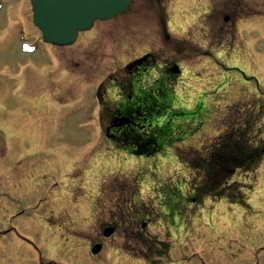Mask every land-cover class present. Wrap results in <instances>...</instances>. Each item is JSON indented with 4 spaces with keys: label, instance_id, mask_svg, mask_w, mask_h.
Segmentation results:
<instances>
[{
    "label": "rangeland",
    "instance_id": "1",
    "mask_svg": "<svg viewBox=\"0 0 264 264\" xmlns=\"http://www.w3.org/2000/svg\"><path fill=\"white\" fill-rule=\"evenodd\" d=\"M134 5L132 4V7ZM8 6L0 13V103H6L5 108L4 105H0V153L4 154L6 151L5 140L8 135L12 136L9 142L10 147H12L15 138L19 137L25 138L26 146L36 145L37 140H40L43 142L44 148L36 147L33 150L34 153L32 152L35 154L33 159L41 166L46 160L45 157L54 158L50 162H54L56 168L53 170L55 175L41 178L38 187L28 186V175L17 174L12 167L5 164V159L0 160L1 172H8L10 191L25 203L26 212L32 213L33 209L27 204L38 200V195H35L39 187L43 188V197L46 196L44 192L55 181H59L60 167L61 169L66 167L65 160L72 156L73 162L70 165L71 168L64 171L65 175H69L63 181V186H66V189L64 192L59 191V195L55 197L54 205L45 211L43 209L37 211L34 215L35 218H32V213V215H27L28 217L15 222L19 231L24 232L32 239L39 249L34 250L31 243H25L19 240L15 234H10L0 239V264H6L1 261L2 253L5 254L9 264H18L15 263L17 256H22L24 260H27V262L19 264H41V260H55L59 264H146L144 260H138L136 256L138 253H142L143 248L149 250L151 247H139L131 237L123 239L124 246L119 245L117 248L115 244L122 239L116 235V239H110L105 248L108 253L104 252L99 256H93L90 253L89 238L85 233L90 236L94 235L95 240L101 236L99 230L105 220L102 211V199L105 197L102 196V193L106 189L105 194L108 199L106 203L108 204H114L120 200L122 204L130 208L135 201L138 206L135 205L142 210V215L145 218L149 211L157 206L159 203L157 199L165 189L177 186L184 188L186 193L191 191L194 185L197 189L196 186L200 184L201 176L197 175L191 163L190 167H186L181 163V160L187 158L193 160V156H199V152H207V148L213 145L212 140L215 132L221 129L223 132L225 126L232 122V114L239 113L244 116L243 113L246 111L247 113L255 112L254 127L251 131V127L248 128L247 139L249 142L243 141L246 146H249V143L258 146L261 139L264 138V95H262L264 92V41L249 42L244 51L248 56L243 55L242 58H238L239 53L226 59L218 55L220 57L218 65H214L213 54L209 58L210 53L204 55L196 53L189 59H185L182 54H179L180 59L177 64L182 68V74L180 73L181 76L178 77L174 87L176 102L192 106L197 98L204 99L207 110H205L203 123L199 124V130L189 135L185 142L169 147L162 155L136 158L128 156L125 151H119L116 145L115 149L110 148L103 129L100 126L96 127L94 121L91 123L86 121L89 105L87 98L90 96L92 85L88 83L87 73H83V70L86 72L88 66L99 62L95 65L90 76L95 77L102 70L110 72L128 59L144 52L143 50L148 46L144 44L145 47L141 50L139 48L142 47L137 46V43L134 42L106 43L102 42L105 39L102 34L96 38L87 34L79 42L57 48L55 54L61 60L62 69L55 70V72L61 71L62 74L55 80L45 74L41 84L36 85L40 89L39 92H35L33 98L36 101L38 95L48 93L45 102L49 103V95L59 99L72 93L76 95L72 102L76 103L71 106L76 107L80 104V107L79 109L75 108L74 112L70 110V106L59 104L49 106L52 105L51 103L45 105V102L41 103L43 100L41 97L38 98L40 102H38V110L42 114L40 116L38 110L33 109L36 106L23 107V92L15 88V77L22 74V64L28 56L32 55L24 52L23 44L32 42L33 37H39L41 32L32 23L31 14L33 15V13L29 0H12ZM172 11H175L176 16L179 15L180 11L177 9ZM114 20L115 18L110 22ZM118 20L119 18L116 21ZM254 32L261 37V34ZM181 43H173V56L177 55V50L182 46ZM207 46H209L208 43L205 47L207 48ZM43 49L48 55L51 47L45 45ZM211 49L214 51L216 48L211 47ZM125 51H128L129 54H125ZM239 52L243 53V51ZM227 54H229L228 51ZM67 55L78 60L79 68L73 73L64 68ZM250 55L252 57H249ZM238 61H243V65L237 64ZM102 62L103 67L100 68ZM212 63L213 65L209 66ZM216 73H220L221 81H225L228 88L239 86L238 79L245 85L252 83L254 88L238 87L231 90L224 89L223 92L218 90V93H215L219 81H212H214ZM33 78L35 81L38 80L36 76ZM205 79L211 83L206 85ZM6 80L7 82H5ZM7 87L10 89L6 90ZM26 91L28 92V90ZM254 91H257L259 96ZM202 94L204 97L201 96ZM113 95L114 93H111V96ZM240 99L246 101L249 106L247 109L231 105L233 103L236 105ZM23 119H38L41 126L31 123L37 128L33 130V127H30L31 130L27 132L24 125L27 123H24ZM233 120L235 119L233 118ZM119 153L125 154H121L123 156L120 157L125 160L122 161L124 166L118 165ZM105 155L112 161L104 162V166L99 168L100 163L97 158ZM14 159H16V155H14ZM20 159L21 156H19V161ZM258 161L261 162V160ZM44 168L45 171L42 170V172L45 174L51 170L45 166ZM249 171L239 170L237 173H231L225 177L229 181L225 182L223 187L224 179L219 180L221 175L214 177L215 184H218L217 191H231L235 195L222 194L214 200L211 197L205 199L200 194L196 203L193 200H188L184 213L181 217L178 216V226L180 227H174V232H170L171 237L168 234L159 235V239L170 241V245L173 244V246L169 245L170 263L168 264H264V157L256 173ZM48 174L51 176V171ZM100 181L103 183L104 190L101 194H99L100 184H98ZM68 185H72L71 191L68 190ZM76 185H82V187L88 185L89 188L88 192L86 189L78 191L83 193V196L87 194L88 211H84L83 216L92 214L87 223L81 221L74 214L73 205L75 203L67 201L70 198L83 197L73 194L77 188ZM244 191L246 194L242 195L241 192ZM199 193L200 191H198ZM23 202L18 205L15 202L12 209L15 205L17 209L21 208L24 206ZM152 204L155 206L152 207ZM1 207L6 208V206ZM42 213V216L50 213L65 219L50 218L51 220L44 226ZM3 215L0 213V221ZM8 219L10 218L8 217ZM159 222H157L158 228L148 225L143 229L146 239L151 231H159L160 228H163V224L159 225ZM40 226L42 230L38 229ZM135 230L138 229L135 228ZM119 235L121 236V234ZM64 237L69 239L64 241ZM147 244L151 245L149 241ZM167 262L168 260L164 263L167 264Z\"/></svg>",
    "mask_w": 264,
    "mask_h": 264
},
{
    "label": "flooded vegetation",
    "instance_id": "2",
    "mask_svg": "<svg viewBox=\"0 0 264 264\" xmlns=\"http://www.w3.org/2000/svg\"><path fill=\"white\" fill-rule=\"evenodd\" d=\"M2 1L3 4L0 11L6 8L9 0ZM177 2H181V0H133L132 4L135 5L132 7L131 4L126 14L123 17L121 16L118 21L110 22V20H106L96 22L90 30L81 32L79 35L78 41L87 34L93 35L95 38L100 37V34H102L105 37L102 42H134L137 43V46L142 47L139 48L141 50L144 49L145 45L148 46L143 50L144 52L128 59L114 70L110 72L102 70L95 77L90 75L93 73L95 65L99 62L88 66L86 72L81 68L83 73H87V81L92 85L90 93V96H92L91 98L90 96L87 98V102H89L91 108L99 110L100 127L103 129L106 141L109 143L119 145L122 144L121 142L126 141L135 144L138 141L141 135L139 133H130L132 131H142L145 128V125L141 126L138 121L140 110L146 108L157 109L164 101L161 97L163 96L162 94L170 93L174 76L182 73H176L178 68L175 63L180 59L179 54H182L183 58L189 59L191 56H195L196 53L213 54L211 47H215L217 50L224 45L234 48L237 42L240 45H243V42H249L247 36L250 33L247 32L248 30H245L247 26L256 25L264 28V0H184L186 6L178 8L183 14L184 24L182 32L180 35H174L173 27H169L171 25L170 11L175 9L173 5ZM248 19L255 21L248 23ZM174 42H182V46L177 50L176 56L172 54ZM205 43L209 45L207 48L205 47ZM49 45L51 49L48 55L44 49L41 50L42 57L38 64L29 67L24 73L22 85L29 92H39L40 88L36 87V85L41 84L40 82L42 78H45V74H48L54 80L62 74L61 71L55 72V70L62 69L61 60L55 54V50L61 46ZM127 53L129 54L128 51H125V54ZM65 62L66 66L64 68L71 73L79 68L78 60L71 58V55H67ZM101 64L100 68L103 67V62ZM35 76L38 79L36 81L33 78ZM50 83L52 84V81ZM111 93H114V95L111 96ZM71 95L73 94L71 93ZM196 105L200 109L203 107L201 102H198ZM197 114L198 112L195 113V115ZM154 125V122L150 124L148 133L156 132V126ZM151 137H154L161 144L166 143L169 138L162 135H151L148 139ZM18 139V141L13 142L12 147H10L11 149L9 148L6 151L7 165L12 167L14 171L16 170L15 164L18 163V160H16L18 154L24 152L18 150L25 143L24 138ZM17 142L19 143L17 144ZM132 149L134 150V148ZM157 150H159V147H155L153 151L152 149H140L138 151L150 153ZM14 155H16V159H14ZM33 157L26 158L28 164H31L30 167L33 169L31 177L28 173L29 167L15 172L19 175L27 174L31 187L34 185L38 187L41 171L40 165ZM4 174L7 177H3V173H0V186L2 188L3 186L7 187L3 195H6L9 201H15L17 199L15 198L16 195L10 191L9 174L6 171ZM3 180H8L9 183L7 182L6 185L3 183ZM76 186L77 188L73 194L83 196V193L78 192L82 190V185ZM65 187L63 184L55 181L48 190L45 189L44 193H48L49 195L47 202H43L45 197H43V188L39 187L35 195H38L37 201L39 206L43 207L42 209H47L51 205L53 206L55 203V193L63 191L66 189ZM30 189L33 190L32 188ZM171 189L174 191L173 187ZM68 190H72V185H68ZM103 191V184H101L100 192L102 193ZM105 191L102 193V196L105 197L102 199V211L104 212L105 220L99 230L101 236L95 240L94 235L90 236L86 234V236H90V245L92 247L96 244L101 245V249L95 255L104 253L105 248L108 246V239H111L114 235L117 234L122 239V241L115 245L124 246L123 239H130L131 237L141 240L145 234L143 233L144 228H147L148 225L158 228L157 222L161 221L159 225L163 224V229L160 228L159 231H151L148 234L152 246L149 250L143 248L140 258L148 259L147 264H165L164 262L167 260L169 252V243L166 240L159 239V235L168 234L170 236L169 226L175 222L178 216L181 217L184 213L186 195L179 192L174 193V196H172L170 193L162 199L156 209L150 211L149 216L146 215L144 218L142 210L137 208L138 205L135 201L130 208L122 204L120 200H117L114 204L106 203L108 199ZM175 191H181V189L177 188ZM86 198L79 197L78 199L74 197V199L70 198L67 201L75 203L73 205L74 214L81 221L87 223L90 221L92 214L83 216V212L88 211ZM195 199L196 197L192 196V200ZM60 217L62 216H58L57 218ZM50 218H55L54 214L49 213L42 216L43 224L45 225L46 221L51 220ZM107 227L113 228L115 230L114 234L104 236L103 232ZM135 228L138 230H135ZM38 229L41 230V226ZM6 230L5 232L0 231V239L11 233H16L22 239L29 241L28 237L20 233L15 226L8 227ZM160 244L162 246H159Z\"/></svg>",
    "mask_w": 264,
    "mask_h": 264
},
{
    "label": "water",
    "instance_id": "3",
    "mask_svg": "<svg viewBox=\"0 0 264 264\" xmlns=\"http://www.w3.org/2000/svg\"><path fill=\"white\" fill-rule=\"evenodd\" d=\"M130 0H32L35 22L47 41L71 43L97 18L122 12Z\"/></svg>",
    "mask_w": 264,
    "mask_h": 264
},
{
    "label": "trees",
    "instance_id": "4",
    "mask_svg": "<svg viewBox=\"0 0 264 264\" xmlns=\"http://www.w3.org/2000/svg\"><path fill=\"white\" fill-rule=\"evenodd\" d=\"M142 114L144 115V117H148V118L161 117L162 115L165 114V110L151 111V109H146L142 111ZM128 143L131 144V142ZM236 147L238 149V153L235 164H237V166L243 165L247 168L253 167L257 157L261 154L260 152L262 151L261 148H253L247 150V147L244 144H242L240 140L237 141ZM226 152L229 153V150L225 149L222 151L221 163L223 164L228 159L227 155H225Z\"/></svg>",
    "mask_w": 264,
    "mask_h": 264
},
{
    "label": "bare ground",
    "instance_id": "5",
    "mask_svg": "<svg viewBox=\"0 0 264 264\" xmlns=\"http://www.w3.org/2000/svg\"><path fill=\"white\" fill-rule=\"evenodd\" d=\"M71 161H66V163H70Z\"/></svg>",
    "mask_w": 264,
    "mask_h": 264
}]
</instances>
